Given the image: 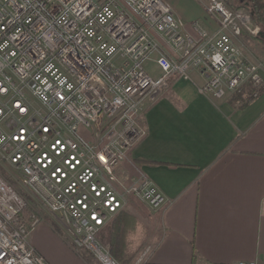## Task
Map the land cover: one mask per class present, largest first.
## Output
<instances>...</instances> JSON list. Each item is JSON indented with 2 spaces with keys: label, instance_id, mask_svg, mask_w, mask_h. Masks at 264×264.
Masks as SVG:
<instances>
[{
  "label": "built area",
  "instance_id": "2783aa9c",
  "mask_svg": "<svg viewBox=\"0 0 264 264\" xmlns=\"http://www.w3.org/2000/svg\"><path fill=\"white\" fill-rule=\"evenodd\" d=\"M203 5L217 29L194 21L192 35L166 0H0V164L98 264H121L99 234L128 197L152 209L166 200L145 175L119 172L145 134V100L190 67L207 74L199 91L216 98L249 84L253 99L264 85L260 65L236 44L258 33L248 11L227 0ZM153 32L178 56L163 52ZM5 177L0 264H48L30 243L43 219L22 215L25 200ZM148 247L130 264H144Z\"/></svg>",
  "mask_w": 264,
  "mask_h": 264
},
{
  "label": "crops",
  "instance_id": "0c3cea01",
  "mask_svg": "<svg viewBox=\"0 0 264 264\" xmlns=\"http://www.w3.org/2000/svg\"><path fill=\"white\" fill-rule=\"evenodd\" d=\"M166 1L186 32L196 34L194 21L210 32L217 29L202 0ZM153 35L163 52L178 56L161 35ZM146 67L153 75L160 72L153 60ZM206 79L190 67L187 77L172 75L156 98L145 100L139 118L145 134L119 167L125 175L148 177L166 199L152 209L130 196L104 225L119 217L125 233L140 236L138 244L148 240L144 264H264V86L245 106L234 107L227 94L201 93ZM144 208L151 211L146 219L156 222L147 234ZM121 215L134 221L123 224ZM30 243L48 264H92L44 223L32 230Z\"/></svg>",
  "mask_w": 264,
  "mask_h": 264
},
{
  "label": "rangeland",
  "instance_id": "374dc122",
  "mask_svg": "<svg viewBox=\"0 0 264 264\" xmlns=\"http://www.w3.org/2000/svg\"><path fill=\"white\" fill-rule=\"evenodd\" d=\"M202 2L204 4V0H202ZM227 2L232 7H234L235 5H241L240 7H245V8H247V10L249 9L248 14L250 16V20L253 24L257 25L258 33L256 35L251 36L250 34L244 32V34H242L237 39L236 44H238V46H240V48L243 51L244 57L247 60L253 61V62L258 63L260 65L261 74H262V77L264 80V26L262 23H258L257 21H255L253 16L251 18L250 14L251 13L253 14L251 2H248L247 0H243L240 3H239V0H227ZM249 93H250V86H249V84H245L242 86V88L240 90L228 92L227 95L231 99L234 97H245L244 95H246V94L248 95ZM0 173L4 177L8 176V178H6V177L5 178L23 196L25 203H26V206H25V209H24L22 215L28 214L31 211L38 212L40 214L41 218L43 219V220H41L39 225H43V223L45 225H49L54 230V232L61 238V240L72 249V251L74 253L77 252L79 255H81L80 254L81 251L79 249H76L72 244V237H71L69 230L67 228H65L63 225L59 224L58 220L55 219L54 216H51L44 207H42L35 199H33V197L29 194V192L24 187H22L12 177H10L8 172L6 171V169L4 167H2L1 164H0ZM141 213L143 215L144 227L147 228V229L143 228L142 234H147L150 232L151 228H153V225L156 222H154L152 219H146V218L151 216V211L149 209L144 208L141 210ZM123 217L125 219H127L126 216L123 215ZM111 218H110V220H111ZM133 221L134 220L129 219L126 222H129L128 224H130V223L132 224ZM55 227L60 232L55 230ZM109 231H110V227L107 224L106 226H104L102 228V230L99 234V238L110 249L111 243L109 241V237H110ZM135 234L136 233H133L132 235H130V233L128 231H126V233H125V238L127 240H125V243H126L125 244V250H124L125 261L124 262L122 261L123 264L132 263L142 253V250L145 248L146 243H149V242H147L148 240L144 239V241H142L141 244H138L140 236L135 235ZM87 256L89 257L92 264H98L92 257H90L89 255H87Z\"/></svg>",
  "mask_w": 264,
  "mask_h": 264
},
{
  "label": "trees",
  "instance_id": "16d2710c",
  "mask_svg": "<svg viewBox=\"0 0 264 264\" xmlns=\"http://www.w3.org/2000/svg\"><path fill=\"white\" fill-rule=\"evenodd\" d=\"M241 1H243V0H239V3ZM247 1L251 2V4H252L251 7L253 10V14L252 13L250 14L251 18L253 16L255 21H257L258 23H262L264 26V1L263 0H247ZM240 6L241 5H235L234 7L235 8H244L245 10H247V8L240 7ZM246 95H244L245 97L231 98L230 102L233 104L234 107H243L251 100L249 95H247V96ZM135 161L141 162L143 160L142 159H135ZM118 218L119 217H114L112 222L108 225L110 227V231H109V234H110L109 241L111 243L110 252L115 259H117L119 262L121 261L120 263L123 264V262L125 261V259H124V250H125V244H126L125 243V230L117 225ZM119 220L123 224L127 223V222H125L123 215H121ZM55 230L60 232L56 227H55ZM80 251H81L80 252L81 256H83L87 261L91 262L87 255H89L90 257H92V256L84 250H80Z\"/></svg>",
  "mask_w": 264,
  "mask_h": 264
},
{
  "label": "snow or ice",
  "instance_id": "6c2138e0",
  "mask_svg": "<svg viewBox=\"0 0 264 264\" xmlns=\"http://www.w3.org/2000/svg\"><path fill=\"white\" fill-rule=\"evenodd\" d=\"M21 110H23V109H21Z\"/></svg>",
  "mask_w": 264,
  "mask_h": 264
}]
</instances>
